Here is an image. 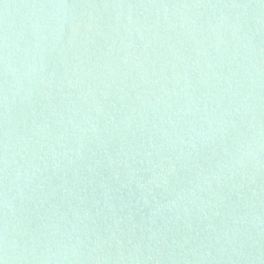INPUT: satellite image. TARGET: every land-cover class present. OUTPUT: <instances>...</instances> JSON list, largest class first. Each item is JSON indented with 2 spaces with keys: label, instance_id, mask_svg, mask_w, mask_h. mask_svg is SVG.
<instances>
[{
  "label": "water",
  "instance_id": "obj_1",
  "mask_svg": "<svg viewBox=\"0 0 264 264\" xmlns=\"http://www.w3.org/2000/svg\"><path fill=\"white\" fill-rule=\"evenodd\" d=\"M0 264H264V0H0Z\"/></svg>",
  "mask_w": 264,
  "mask_h": 264
}]
</instances>
